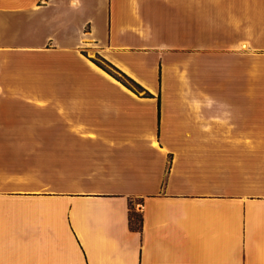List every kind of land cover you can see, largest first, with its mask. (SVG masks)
<instances>
[{
	"label": "crops",
	"instance_id": "0c3cea01",
	"mask_svg": "<svg viewBox=\"0 0 264 264\" xmlns=\"http://www.w3.org/2000/svg\"><path fill=\"white\" fill-rule=\"evenodd\" d=\"M0 264H264V0H0Z\"/></svg>",
	"mask_w": 264,
	"mask_h": 264
},
{
	"label": "trees",
	"instance_id": "16d2710c",
	"mask_svg": "<svg viewBox=\"0 0 264 264\" xmlns=\"http://www.w3.org/2000/svg\"><path fill=\"white\" fill-rule=\"evenodd\" d=\"M92 61L96 65L101 67L103 70L108 72L110 75H112L114 78L119 80L121 83H123L128 88L134 89V90H139L140 89V86H138L133 80H131L130 78L125 76L122 72H120L117 68H115L110 63L104 61L103 59L102 60H98V59H94L93 58ZM141 222H142V218H141L140 214L133 213V212L130 213L129 225H130L131 228L137 229V230L141 229Z\"/></svg>",
	"mask_w": 264,
	"mask_h": 264
},
{
	"label": "rangeland",
	"instance_id": "374dc122",
	"mask_svg": "<svg viewBox=\"0 0 264 264\" xmlns=\"http://www.w3.org/2000/svg\"><path fill=\"white\" fill-rule=\"evenodd\" d=\"M95 59H97V57H96ZM98 60H99V59H98Z\"/></svg>",
	"mask_w": 264,
	"mask_h": 264
}]
</instances>
